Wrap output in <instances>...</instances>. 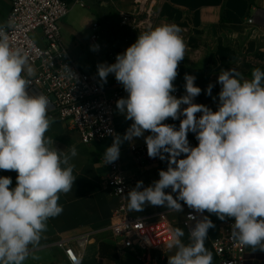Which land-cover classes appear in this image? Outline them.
I'll list each match as a JSON object with an SVG mask.
<instances>
[{
  "label": "clouds",
  "instance_id": "clouds-1",
  "mask_svg": "<svg viewBox=\"0 0 264 264\" xmlns=\"http://www.w3.org/2000/svg\"><path fill=\"white\" fill-rule=\"evenodd\" d=\"M12 27L11 20L0 24V170L17 176L15 187H10L11 177L0 176V264H24L30 246H38L47 231V221L62 214L60 194L73 188L72 161L78 155L75 145L61 151L46 137L54 122L48 116L50 101L44 94H30L28 78L35 69L28 53L11 45ZM180 33L175 24L158 25L140 33L115 63L97 65L102 82L114 74L123 86L127 97L116 101V109L132 121L123 136L108 130L113 140L104 160L115 162L122 143L143 137L148 156L167 160L168 166L152 185L137 181L128 191L130 211L151 205L181 212L182 201L197 214L234 219L235 240L264 251V71L254 68L251 79H245L234 68L223 69L215 111L194 102L202 90L193 75L185 74V94L177 98L174 81L186 51ZM213 86H207L206 95H212ZM169 118L180 120L178 129L164 123ZM189 132L196 136L195 147L189 144ZM169 188L175 198L165 191ZM188 219L195 225L187 243L181 228L171 232L166 248L175 251L168 264H212L204 242L214 223L207 215L198 219L190 213Z\"/></svg>",
  "mask_w": 264,
  "mask_h": 264
},
{
  "label": "crops",
  "instance_id": "crops-1",
  "mask_svg": "<svg viewBox=\"0 0 264 264\" xmlns=\"http://www.w3.org/2000/svg\"><path fill=\"white\" fill-rule=\"evenodd\" d=\"M85 3V6H81L71 0L70 12L63 19L61 29L66 31L62 39L71 55L92 75L98 76V64L115 63L116 59L109 56V51H113L116 56L122 54L136 41L140 33L165 23L179 26L186 44L185 58L179 64L178 76L174 81L179 89L177 98L185 94V74L193 75L196 77L195 85L202 90L194 102L215 111L221 90L217 79L223 69L234 68L245 79H251L254 68L264 71V0H141V3L136 0H85ZM11 7L12 0H0V24L7 23ZM123 13L129 15L131 24L122 23ZM257 13L260 14L256 15ZM255 15V23H250L249 18ZM139 21H147L149 24L147 27H135L134 23ZM95 22L100 24L102 40L107 48L95 51L92 57H88L85 56V49L88 45H94L90 40V33ZM35 35L40 39V33ZM210 83L214 86L212 95L208 96L205 90ZM103 84L119 85L114 74H109L107 82ZM126 97L127 95L124 98ZM199 115L201 114L197 113ZM50 118L54 122L45 135L54 140L53 146L61 151H67L73 145L77 148L78 155L72 161L75 164L73 175L76 180L69 193L60 194L62 214L47 221V231L38 246H30V255L24 264H69L64 251L54 245L59 240H66L80 251V264H132L135 261L134 254L119 253L108 230L119 204L113 188L105 179L109 168L104 160V153L111 145L113 137L87 144L82 141L80 133L68 123ZM114 122L115 131L121 136L132 124L117 109ZM164 123L178 129L180 120L169 118ZM149 134L145 132V136ZM187 138L190 146L198 145L194 133L189 132ZM143 144L146 143L141 137L134 138L131 143L125 141L120 146L119 159L122 167L126 175L135 181L132 188L137 181H143L144 187L152 185L159 179V171L166 170L168 166L167 160L150 158L147 154V169L137 167L130 148L132 145ZM0 176L11 177L10 187H15V171L0 170ZM165 191L171 193L170 188ZM171 194L175 198L176 193ZM180 203L183 207L181 212L166 206L151 205H145L143 211H130L128 206L127 209L135 217H148L160 211H169L174 228H181L185 232L182 239L187 243L188 231L183 227L182 220L190 208L182 201ZM126 204L128 205L127 199ZM204 214L215 225V228L209 229L205 247L213 255L212 264H220L211 241L221 225L234 219L221 221L215 214ZM90 231L94 232L91 240L80 249L78 237ZM103 244L107 245L104 251ZM174 251L168 250V256ZM247 253L252 264H264V251L247 246Z\"/></svg>",
  "mask_w": 264,
  "mask_h": 264
},
{
  "label": "built area",
  "instance_id": "built-area-1",
  "mask_svg": "<svg viewBox=\"0 0 264 264\" xmlns=\"http://www.w3.org/2000/svg\"><path fill=\"white\" fill-rule=\"evenodd\" d=\"M136 2L141 3V0ZM73 3L81 6L86 4L85 0H73ZM70 8L71 0H12L7 18V22H13V27L8 29L10 43L14 48H22L28 53L35 69V75L28 78V90L30 94H44L49 98L48 115L76 129L84 143L102 142L112 138L108 134L109 129L116 133V101L127 93L121 84H103L97 75L86 72L71 55L63 42L61 29V23ZM256 15L249 18L250 23H255ZM122 23L131 24L128 14H122ZM148 24L147 21H139L134 26L147 27ZM91 29V42L99 46V51L107 48L102 40L100 24L93 23ZM38 32L41 36L36 40L33 34ZM108 54L116 59L113 51ZM64 65L76 77L70 75ZM175 87L177 90L173 95L177 96L179 89ZM130 150L137 167L147 169L146 144L132 145ZM108 168L105 179L119 200L108 230L118 252H132L135 257L132 264H168L166 244L175 229L169 211H160L148 217L131 215L127 209L126 195L135 181L126 175L119 158L109 163ZM190 213L198 219L205 215L197 214L192 209L185 213L182 225L188 233L195 225V221L188 219ZM233 223L227 221L218 228L217 235L211 241L212 247L220 264H252L247 246L241 245L231 234ZM93 234L90 231L78 237L80 249L89 243ZM54 245L64 251L69 264H80L81 253L74 245L66 240H59Z\"/></svg>",
  "mask_w": 264,
  "mask_h": 264
},
{
  "label": "rangeland",
  "instance_id": "rangeland-1",
  "mask_svg": "<svg viewBox=\"0 0 264 264\" xmlns=\"http://www.w3.org/2000/svg\"><path fill=\"white\" fill-rule=\"evenodd\" d=\"M39 33V32H38ZM66 31H62V35H65ZM33 37L38 40V37L35 35V33L33 34ZM91 46L93 45H88L85 49V56H88V57H92V54L95 52V51H92L91 50ZM79 64V63H78Z\"/></svg>",
  "mask_w": 264,
  "mask_h": 264
},
{
  "label": "trees",
  "instance_id": "trees-1",
  "mask_svg": "<svg viewBox=\"0 0 264 264\" xmlns=\"http://www.w3.org/2000/svg\"><path fill=\"white\" fill-rule=\"evenodd\" d=\"M107 247V245L106 244H103V246H102V249H103V251H104V249Z\"/></svg>",
  "mask_w": 264,
  "mask_h": 264
}]
</instances>
